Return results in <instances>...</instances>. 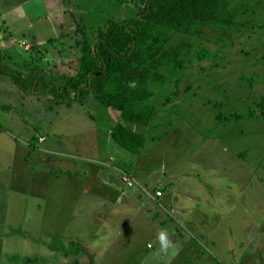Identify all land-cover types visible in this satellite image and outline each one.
<instances>
[{"label": "rangeland", "instance_id": "obj_1", "mask_svg": "<svg viewBox=\"0 0 264 264\" xmlns=\"http://www.w3.org/2000/svg\"><path fill=\"white\" fill-rule=\"evenodd\" d=\"M142 1L0 0V33L7 36L0 41L3 61L24 76L38 69L48 81H64L80 68L78 29L134 17ZM229 5L238 10L236 27H203L191 37L175 36L174 41H190L193 49L185 52L186 70L165 88L154 87L159 110L152 124L130 126L146 138L138 155L112 141L115 115H107L92 96L62 105L51 95L27 93L10 76H0V146L10 151H0V264H86L92 256H85L80 240L104 248L101 264H118L136 246L146 249L156 243L157 229L144 213L130 208L114 216V204L94 198L100 194L95 176L101 165L119 171L121 182L129 174L135 184L123 186L144 211L155 208L154 216L161 213L184 231L192 214L198 218L201 213L187 204L188 211L169 208L163 197H177L180 191L183 198L207 206L209 216L200 217L202 231L188 233L202 255L212 256V264H264V0H229ZM198 47L212 56L198 60ZM168 96L171 101L165 103ZM81 161L91 177H85L89 185L80 197L77 185L85 181L61 168ZM56 172L58 177H52ZM40 187L42 196L50 194L53 201L50 213L54 202H62L60 215L47 212V225L40 227L46 236L56 234L53 240L36 229V211H47L35 199ZM206 187L216 192L212 203L205 200ZM159 190L162 197L156 195ZM206 232L216 240L234 234L229 262L207 248ZM59 235L64 241L78 240L67 247L72 256ZM127 238H134L136 246L124 244ZM217 242L220 249L222 241Z\"/></svg>", "mask_w": 264, "mask_h": 264}, {"label": "trees", "instance_id": "obj_2", "mask_svg": "<svg viewBox=\"0 0 264 264\" xmlns=\"http://www.w3.org/2000/svg\"><path fill=\"white\" fill-rule=\"evenodd\" d=\"M141 3L143 8L134 17L78 29L82 36L80 68L64 81H48L38 69L24 76L3 61L2 53L0 76H10L27 93L51 95L62 105L73 106L92 96L107 115L111 112L117 119L111 121L113 141L140 154L146 138L130 126L152 124L159 110L154 87L165 88L173 76L186 70L184 55L193 49L190 41H174L175 36L191 37L203 27L230 29L238 20V10L230 7L229 0ZM194 53L200 61L212 56L204 47L194 49ZM170 101L168 96L165 103Z\"/></svg>", "mask_w": 264, "mask_h": 264}, {"label": "crops", "instance_id": "obj_3", "mask_svg": "<svg viewBox=\"0 0 264 264\" xmlns=\"http://www.w3.org/2000/svg\"><path fill=\"white\" fill-rule=\"evenodd\" d=\"M6 34H8L7 32H5ZM7 36L4 35V31L0 33V41H4L5 38ZM1 45V44H0ZM2 46V45H1ZM15 46V45H14ZM4 47V46H3ZM11 47H13V45H11ZM113 141V139H112ZM5 150V151H4ZM7 148L0 146V151H4L7 152ZM127 151V150H126ZM10 151H8L7 153H9ZM129 152V151H128ZM131 153V152H130ZM138 155V154H135ZM66 163H70V165L68 164L66 166V168H61L64 170H67L70 175L72 176V178H75V180H77V178L79 177L80 180L85 181V184L83 185H77L78 186V191H76L78 193V195L81 197L83 196V192L82 190L84 188H86L89 185V181L87 182V179L91 177V170L89 169V167L84 164L82 161L81 163L79 162V165L77 163L74 162H66ZM81 165V167H80ZM110 166V165H108ZM107 165L106 166H98L97 167V174L95 176V184H97L96 186H99V195H95L94 198L99 200L100 202H103L104 205H108L110 207H112L113 210V215L116 216L117 212L119 210L122 209H130V208H136L138 209L137 211H141V214L144 213V215L147 216V218L151 221L149 222L150 225H153V227H155L156 233L154 235V237H156L157 242L156 243H148L146 247V249L144 247H142L141 245L136 246V241L134 238H127V240L123 241L124 244L129 245V247L131 245H135L136 247L134 248L133 253H131L130 257L127 260H124L123 262L120 261V263L118 264H159V263H163V264H212L211 262V255L206 254V255H202V253L200 252L199 248H196L195 244L193 243V237H191V235L188 233V231L191 232H196V231H202V227H203V222L204 220H200V217L202 216V214L209 216L208 213H206L207 210V206L206 208L201 204V201H197V199H191L188 200V198H184L181 196V192L180 191H176L177 192V197H175V195H171V197H163L164 199V205L169 207V208H179V210H187V205H190L193 207L194 211L196 210V214L201 215L197 218V216L194 214H192V217L189 219L188 222H185L188 227L187 230H182L180 225H178V227L173 226V223L167 221V217L164 216L163 214H161L160 212V216H154L156 214V209L153 208L151 210L148 211H144L145 208H143L142 204H140L139 200L136 198V196L133 195V193H127V190L129 188V186H127L123 180L121 182L120 180V174L119 171L117 170H112L114 169V167H111V169L109 168ZM54 167V166H52ZM57 167V166H56ZM104 167V168H103ZM67 173V172H66ZM52 177H58V173H54V176ZM85 177H88L87 179ZM94 179V178H93ZM123 183L128 187L125 188L123 186ZM175 187L176 184L174 183ZM95 186V185H94ZM105 188V189H104ZM206 187L205 192L207 191ZM41 193V194H40ZM76 193V194H77ZM215 193L216 192H208V196L205 197V200L207 199L208 203H212L213 197L215 198ZM43 194V189L42 187H40V191H38L36 193L35 199L36 201H40L42 205H44V208L47 209L46 212H40V214L36 211V216L38 219V223L40 226L39 228L36 227V229L38 231H40V233L53 240L54 237L56 236L51 234V235H44L43 229L40 230L41 226H45L47 225L46 220L48 218L47 212L50 213V206L49 204H51L53 201L51 200V196L50 194L46 197L42 196ZM57 193L54 192L53 190V195ZM164 194V192H163ZM100 196V197H97ZM102 196V197H101ZM181 199H184V202L181 203ZM187 199V200H186ZM61 200V199H60ZM204 203V202H203ZM187 204V205H186ZM38 206L39 208H42ZM54 207H53V211L50 213L51 215H60V212H58L57 209H59L62 205L61 201H57L56 203L54 202ZM65 205V204H63ZM210 205V204H209ZM66 206V205H65ZM155 207V206H153ZM211 207V206H210ZM67 209H69L68 207H66ZM49 210V211H48ZM108 212V208L106 209ZM132 210V209H131ZM130 211V210H129ZM215 211L213 210L212 213H214ZM129 213V212H128ZM211 213V215H213ZM82 214H86V212H82ZM131 215V214H130ZM185 215V213H184ZM217 216H219V213L216 214ZM154 216V217H153ZM206 217V216H205ZM223 217V216H221ZM211 219H213L212 217H210ZM180 221H182V223L185 221L182 216L180 218ZM216 221V219H214ZM62 224V223H61ZM185 226V225H184ZM44 230H46L48 232V228H45ZM196 230V231H194ZM166 232L168 234L169 237V241H170V246L165 250L159 240V234L161 232ZM197 233V232H196ZM204 237H207L209 239V247H207L212 254L215 255V257L217 256L221 262L223 263H227L229 262V254L232 252V249L234 247L235 244V238H233L232 235L234 234H228L226 233L227 237L224 239L223 235L221 240H216V238L214 237V235H212L209 232H206L204 234H202ZM58 236V233H57ZM59 239H61L63 241V244L66 245V254L68 256H70L71 254L68 252L69 249L67 247H69V244H77L78 240L75 241H64L63 238L59 235L58 237ZM74 238V237H71ZM70 240V239H69ZM217 241H222L220 243V249L219 248V242ZM241 241V240H240ZM245 241V240H242ZM80 242L83 243L82 248L85 250V256L86 253L87 254H91V259L90 261H88V259L86 258V264H101V260H102V256L103 254V250L104 248L98 246L99 244H93L91 245L90 241H83L80 240ZM154 244V245H152ZM194 244V245H193ZM243 243H241L242 246ZM93 245H95L96 247H94ZM152 245V246H151ZM216 245V246H215ZM119 246V245H118ZM157 247V249L154 251L153 249ZM80 248V247H79ZM245 246L243 247L244 251ZM58 249V248H57ZM223 249H225L226 254H228L227 256L225 255V253L223 252ZM119 248H118V252H119ZM220 250H222V252H220ZM72 252V251H71ZM56 253V251H55ZM72 256V255H71ZM155 261H157V263H155ZM227 261V262H226ZM211 262V263H210ZM213 264H216L215 262Z\"/></svg>", "mask_w": 264, "mask_h": 264}, {"label": "built area", "instance_id": "obj_4", "mask_svg": "<svg viewBox=\"0 0 264 264\" xmlns=\"http://www.w3.org/2000/svg\"><path fill=\"white\" fill-rule=\"evenodd\" d=\"M123 182L129 187H132L135 184V180L129 174H124L123 175ZM156 195H157V197H162L163 196V191L159 190L156 193Z\"/></svg>", "mask_w": 264, "mask_h": 264}, {"label": "clouds", "instance_id": "obj_5", "mask_svg": "<svg viewBox=\"0 0 264 264\" xmlns=\"http://www.w3.org/2000/svg\"><path fill=\"white\" fill-rule=\"evenodd\" d=\"M159 240H160V242H161V244L165 250L170 246L169 237H168V234L166 232L162 231L159 234Z\"/></svg>", "mask_w": 264, "mask_h": 264}]
</instances>
